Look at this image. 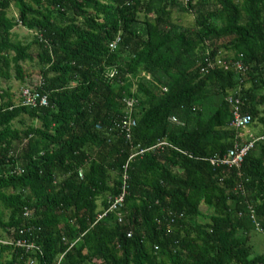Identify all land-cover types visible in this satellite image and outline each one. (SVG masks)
Segmentation results:
<instances>
[{
    "label": "trees",
    "instance_id": "1",
    "mask_svg": "<svg viewBox=\"0 0 264 264\" xmlns=\"http://www.w3.org/2000/svg\"><path fill=\"white\" fill-rule=\"evenodd\" d=\"M176 8L193 28L175 26ZM19 24L36 32L30 41L12 39ZM206 50L247 71L201 73ZM24 62L39 68L29 86L47 104L0 87V240L42 254L0 241V264L63 253L59 264H264L248 237L264 233V0H0V78L24 81ZM229 91L262 138L239 167H217L208 159L239 132ZM125 115L136 119L130 140L117 128ZM159 141L175 148L134 156L123 207L95 221L121 191L132 147Z\"/></svg>",
    "mask_w": 264,
    "mask_h": 264
},
{
    "label": "built area",
    "instance_id": "2",
    "mask_svg": "<svg viewBox=\"0 0 264 264\" xmlns=\"http://www.w3.org/2000/svg\"><path fill=\"white\" fill-rule=\"evenodd\" d=\"M186 2L188 0H185ZM119 38H116V40L112 41L109 44L110 49L116 48L118 44ZM199 64V70L201 73H209L213 70H215L217 67H226L232 70H235L236 72H239L241 74H244L247 71V67L242 63L241 60H233L229 57H224L222 55H216L211 56L209 50H206L203 54L201 59L198 61ZM147 79H149V76H146ZM164 91L166 88H162ZM21 96H22V104L28 105V106H36L37 102H39L41 105H46L47 100L44 96H40L41 94L31 88L30 86H24L20 90ZM126 107L128 108V111L130 112L132 108L135 105V100L133 98H125L124 99ZM225 101L230 105L231 107V118L229 122V126L231 128H234L236 130H239L238 134L236 135V139L234 140L233 146L224 154L222 155H215L210 157L208 160L209 162L217 167H239L246 156V154L250 151V149L253 147L256 140L261 139L262 137H256V138H245L243 136L242 129L248 126L250 123H252L251 116L247 113H243L241 110L242 100L238 92L236 91H229L227 95L225 96ZM171 120L173 122H178V120L175 117H172ZM136 126V119L133 118L131 115H125L121 118L120 122L117 124V128L119 132L124 135V137L127 140H130V137L132 135V130ZM169 147V148H175L171 144L165 141H159L154 146L142 149L139 147V145L133 146L134 153L130 155L128 161L123 166V172H122V187L119 194L114 196V198L110 199L109 206L102 211L101 213L97 214L96 220L98 221L100 218L105 216L108 212L111 211H117L121 209L124 205L125 195H126V181L128 180V174H127V167L128 162L136 155H142L144 152H146L149 149H162L163 147ZM81 176V173H80ZM29 211L24 212V216H28ZM251 217L253 218V213L251 211ZM118 220L121 221V216L118 215ZM127 236H131V231L127 232ZM3 243L14 245L15 247H21L25 248L26 250H31L33 252H36L37 254H42V248L40 245L28 241L24 238H17L15 240H0ZM73 243L70 244L72 246ZM69 246V247H70ZM65 253L61 254L57 260L53 262H46L45 264H59L61 261V258L63 257ZM28 264H34V259H30Z\"/></svg>",
    "mask_w": 264,
    "mask_h": 264
},
{
    "label": "rangeland",
    "instance_id": "3",
    "mask_svg": "<svg viewBox=\"0 0 264 264\" xmlns=\"http://www.w3.org/2000/svg\"><path fill=\"white\" fill-rule=\"evenodd\" d=\"M8 15L12 16L14 18L17 17L18 11L14 4H11ZM172 21L175 24L176 27L179 28H193L194 27V15L192 13H187L183 10H180L179 8L173 9L172 11ZM36 32L34 30H29L25 28L22 25H15L12 29V39L13 40H19V41H30L33 37V35ZM35 48V47H33ZM23 68L31 74L30 77H27L24 81L17 80L15 77H13V73L11 77L8 80H4L0 78V87L3 89H8L10 92L14 93L15 97L19 96L20 90L24 86H32L39 82L40 77L38 75L39 68L37 67L35 62H24ZM24 123L31 124L38 126L39 121L38 120H32L31 118L24 116L23 117ZM14 126L17 127H23L22 125L18 124L17 122H14ZM263 130V125L259 122H253L250 123L248 126L242 129L243 136L245 138H256L261 135V132ZM2 208V207H1ZM202 211L205 210V206H201ZM6 217H7V211L4 210ZM206 212H210L209 209ZM2 231L0 230V233ZM249 237V243L252 246V255H258L264 253V233L259 231H250L248 233Z\"/></svg>",
    "mask_w": 264,
    "mask_h": 264
}]
</instances>
